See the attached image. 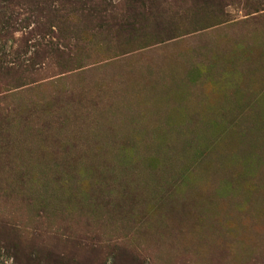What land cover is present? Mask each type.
I'll use <instances>...</instances> for the list:
<instances>
[{
    "label": "rangeland",
    "instance_id": "obj_1",
    "mask_svg": "<svg viewBox=\"0 0 264 264\" xmlns=\"http://www.w3.org/2000/svg\"><path fill=\"white\" fill-rule=\"evenodd\" d=\"M0 264H264V0H0Z\"/></svg>",
    "mask_w": 264,
    "mask_h": 264
}]
</instances>
